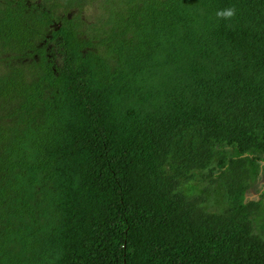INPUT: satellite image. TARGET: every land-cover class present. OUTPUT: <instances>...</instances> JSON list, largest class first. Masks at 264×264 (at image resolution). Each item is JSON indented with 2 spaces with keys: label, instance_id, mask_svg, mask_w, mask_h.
<instances>
[{
  "label": "trees",
  "instance_id": "16d2710c",
  "mask_svg": "<svg viewBox=\"0 0 264 264\" xmlns=\"http://www.w3.org/2000/svg\"><path fill=\"white\" fill-rule=\"evenodd\" d=\"M263 174L264 0H0V264H264Z\"/></svg>",
  "mask_w": 264,
  "mask_h": 264
},
{
  "label": "rangeland",
  "instance_id": "374dc122",
  "mask_svg": "<svg viewBox=\"0 0 264 264\" xmlns=\"http://www.w3.org/2000/svg\"><path fill=\"white\" fill-rule=\"evenodd\" d=\"M264 175V174H263ZM262 183H264V176H263V180H262ZM193 184L191 183V184H189V185H187L186 186V188L187 187H191ZM254 189H256L255 187H253V188H251V190H250V194H249V198H256L259 194H260V191L258 190V189H256V190H254ZM263 189H264V187H263ZM262 189V190H263Z\"/></svg>",
  "mask_w": 264,
  "mask_h": 264
},
{
  "label": "flooded vegetation",
  "instance_id": "af4514ba",
  "mask_svg": "<svg viewBox=\"0 0 264 264\" xmlns=\"http://www.w3.org/2000/svg\"><path fill=\"white\" fill-rule=\"evenodd\" d=\"M262 180H263V178L261 179V185H259V187H258V190L260 191V190H262L263 189V187H264V183H262ZM250 190H251V188L249 189V192H250ZM254 190H256V189H254ZM258 197V196H257ZM256 197V198H257Z\"/></svg>",
  "mask_w": 264,
  "mask_h": 264
}]
</instances>
